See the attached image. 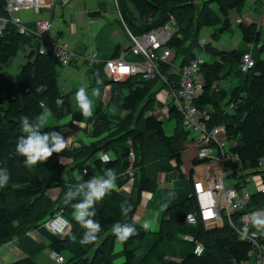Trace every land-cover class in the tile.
<instances>
[{"label": "trees", "instance_id": "trees-1", "mask_svg": "<svg viewBox=\"0 0 264 264\" xmlns=\"http://www.w3.org/2000/svg\"><path fill=\"white\" fill-rule=\"evenodd\" d=\"M195 1L114 0L124 34L128 30L139 35L167 22L174 23L166 45L174 53L173 58L180 51V59L177 65L172 59L169 63H159V72L165 76L164 82L159 78L143 80L139 74L112 82L103 74L101 64L89 71L94 79H98L99 85L109 84L107 104L116 107L119 113L109 117L103 109L94 110L92 117L87 119V123L92 118L97 120H93L96 123L90 125V130L88 128L89 135L95 138L89 145L67 146L62 152L53 153L46 161L37 162L30 168L24 164L25 157L15 150L17 138L27 135L22 131L21 118L27 117L30 123L35 124L47 111L55 118V123L41 128V133H46L57 131L56 119L75 114L68 100L70 92L65 95L59 92L56 59L37 53V39L19 34L10 25L5 26L0 34V66L18 50L20 43L30 44L26 60L19 69L21 80L9 79L0 69V174L9 175L7 185L0 187V244L16 239L18 248L25 253L24 257L10 264H38L36 257L44 249L64 257L61 263L48 261V264H113L119 257L123 259L122 264H239L248 259L252 245L237 231H256L258 245H264V232L255 230L251 222H243L245 213L264 209V190L249 191L247 204L232 212L228 218L220 211L221 224L206 225L199 218L195 224H187L183 216L186 213L197 214L192 183L189 186L178 184L170 193L171 199H160L164 198V194L155 193L156 182L150 176L153 169L168 165L164 167L165 171L177 170L179 179L189 177L194 165L207 161L197 158L198 149L214 146L211 142L199 143L195 139H187L185 136L189 132L182 128L180 115L171 105L167 109V119L174 122L170 135L164 133L161 120L151 114L144 115L152 109L156 86L170 91L178 80L177 68L197 54L205 53L215 59L200 65L198 71L202 77V90L192 104L209 113L205 125L207 130L221 125L226 140L234 143L230 150L236 161L230 164L228 174L235 180L233 187L237 189L239 183L244 185V176L254 173L260 175L264 186V171L257 168L258 159L264 156V12L257 18L248 14V17L235 15L241 43L252 47L224 51L209 42L199 44V31L203 27L217 26L209 35L211 39H216L218 33L229 27L231 14L240 13L245 0H203L199 6ZM2 3L3 0H0V12ZM133 11L135 15L130 14ZM247 50H250L253 64L243 72L239 69V59ZM121 52L127 59L133 58L128 47L119 51L118 46L108 57H116ZM231 63L236 65L238 81L228 92L216 89L215 82L227 73ZM223 68H227L224 73ZM57 98L60 102H56ZM129 146L132 161L127 157ZM100 151L112 153V161L104 164L98 157L93 158ZM62 159L72 161L68 169H65L67 163H63ZM89 159L99 171L100 179L108 178L106 169H113L116 174V188L87 210L92 212L96 209V214L86 219L98 221L101 225V231L96 234L98 244L80 243L87 229L72 216L73 205L88 192L83 186L77 192L76 185L81 184V179H76L72 170ZM168 161H173L172 167ZM127 168L132 171L130 193L121 189L127 182L124 174ZM53 188L59 189L54 199L47 193ZM143 192L154 196L160 205L158 227L151 235L147 228L132 219ZM67 193L77 194L68 201ZM151 197L146 206L151 205ZM122 203L125 208L129 207L127 215L120 210ZM58 211L70 225V229L67 227L61 235L52 234L42 226ZM115 224L133 227L137 233L130 235L126 242L119 241L121 247L117 252L113 251V241L117 239L112 232ZM28 230H35L39 240L27 236ZM181 235L192 236L193 241L181 239ZM194 242L202 247L198 255L192 252ZM173 245L177 246L179 256L172 259L168 254L173 252ZM139 250L141 252L137 254Z\"/></svg>", "mask_w": 264, "mask_h": 264}, {"label": "built area", "instance_id": "built-area-1", "mask_svg": "<svg viewBox=\"0 0 264 264\" xmlns=\"http://www.w3.org/2000/svg\"><path fill=\"white\" fill-rule=\"evenodd\" d=\"M69 2L70 0H3L0 12V34L7 25L12 26L19 34L32 33L37 39V53L54 57L60 67L69 66L73 61L81 60L88 72L101 64L103 72L114 82L122 81L135 74H139L143 80L159 78V80L165 81V76L159 72V63H169L168 58L173 54L172 50L166 45L173 31L171 22L139 35H134L126 30L125 34L129 43L127 45L128 52L133 57L127 60L124 58L123 52L116 57L108 58L98 57L94 49H90L86 54L76 53L66 41H57L49 37V31L52 26L49 17L33 16L31 18V27H29L19 15L23 11H30L33 14L38 12L48 13L52 11L55 3L66 5ZM115 12L122 23L116 6ZM202 41L200 39L199 44H202ZM203 62L201 55L197 54L187 63L177 68L178 80L176 86L166 92L168 105H171L179 113L180 124L184 130L189 133L199 134L201 141L213 143L214 146H202L198 149V159L218 161L221 165L223 163L232 164L236 161L235 155L230 150V147L234 144L233 141L226 140L221 125L213 126L210 130H207L205 125L209 119V113L207 110L199 109L192 104V101L201 93L202 77L198 69ZM252 64L253 59L250 50L243 52L239 59V69L244 72ZM56 102H60V99L57 98ZM168 105L166 104L163 107L164 112H167ZM208 147H214L215 154H211ZM127 154L128 160L132 161L133 154L130 146ZM257 168L264 171V156L258 159ZM78 171L84 176L87 175V166L81 165ZM124 174L125 178H127L126 184L130 183L132 171L127 168ZM239 174H242V172H239ZM223 175L227 176L226 173ZM94 178L92 176L87 177L81 180V184L86 185ZM204 178L207 183L206 186H202L200 181H192L197 214L186 213L183 217L187 224H195L197 218L204 222H214L219 219L220 211L228 218L232 212L242 209L249 201L248 191L237 192L232 185H227L222 177L217 176L213 182H210L208 173L205 172ZM247 180L248 178L245 177V181ZM263 190L264 188L259 191ZM67 225V221L60 211L42 223V226L47 231L56 235L63 234L67 229ZM237 233L251 243L252 250L249 251V256H252L253 264H264V251L256 241L257 232L237 231ZM182 238L193 241L192 236H182ZM201 251L200 243L194 242L192 252L198 255ZM47 255L51 263H61L64 259L61 254L51 250L47 251Z\"/></svg>", "mask_w": 264, "mask_h": 264}, {"label": "crops", "instance_id": "crops-1", "mask_svg": "<svg viewBox=\"0 0 264 264\" xmlns=\"http://www.w3.org/2000/svg\"><path fill=\"white\" fill-rule=\"evenodd\" d=\"M111 4H112V6H111ZM244 4L250 9V12L247 14L252 16V17L253 16H255L256 18L261 17V13L264 12V0H245ZM111 7L113 8L114 13L113 12L108 13V11H110ZM256 8L258 9V15L259 16L254 14V12L256 11L255 10ZM95 11H98V13L96 14ZM130 14L135 15V12L134 11L130 12ZM19 15H20L21 19L24 21V23L26 25H28L29 27H31V18L33 16H35V17L36 16L37 17H39V16L49 17L51 20V23H52V26H51L52 28H51V33H50L51 39H54L57 41H66L68 43V45L72 48V50L75 51L76 53H79V54L85 53L88 49H94L97 52L98 57L108 58V56H110L112 54V51H113L115 46L119 47V51H121L122 49L127 47V46H125L123 48V46L121 44H119L117 41L114 42L113 46L107 45V42L112 40V38L117 34L116 30L114 29V25L110 26L107 30H105L106 34H105L104 38H103V36L99 37V35H98L99 32L101 31L102 27L106 24V21L102 20L103 17L104 18L107 17V20L109 23L117 21V23L119 24V22H120L119 19L116 18L117 15H116L114 3L112 2V0L111 1L110 0H70V2L66 5H59V4L55 3L53 8H52V11L48 12V13L38 12V13L33 14L30 11H23V12H20ZM246 17H248V16H246ZM97 20L99 22H97ZM119 26L121 27L120 24H119ZM25 36H31L36 40V37L32 33H28ZM106 36H107V38H106ZM125 37H126V35H125ZM100 38L102 40L106 39V40H103L105 42H103ZM109 38H111V39L108 41ZM201 39L203 40L202 44L208 42L207 40L204 39V37ZM240 45H241V43H240ZM245 45L249 46L250 44H245ZM231 49H234V48H231ZM220 50H225V49H220ZM226 50H230V49H226ZM173 55H174V53L171 56L172 60H173ZM124 58L127 59L126 56H124ZM130 59H127V60H130ZM214 59L215 58H213V60ZM176 65H177V63H176ZM172 69L174 70V68H172ZM56 79L58 81L59 92L61 94L65 95V94L70 92L68 95V100H69V97L72 94L76 93L77 90L81 87H84L85 89H92V87L96 86L97 88H99L101 86L98 84L99 81L95 80L93 78V76H91L90 72H88L84 63L81 60H76L75 62L73 61L69 66H66V67H60V66L57 67ZM217 82H215V88L216 89L217 88H222V89L227 88V87L224 88V86H220ZM156 88H157L156 89L157 91L154 94L155 100L153 102L152 109L147 110L144 113V115H150L151 114L152 116L156 117L157 119H160L162 116H164L167 119V112L163 111V107L166 104L168 105V100L166 97L167 89H165L164 87L158 86V85L156 86ZM153 89L155 90V88H153ZM114 108H116V107H114ZM72 112H74L75 116L73 115V113H72V116L70 114H67V116H69V120L67 123L62 124V125L56 124L57 125V131L59 133H61V135L63 136V138L65 140H67L68 146H70L71 148L77 147V146L85 147V145L82 143L81 139H79V137L81 136L82 133L78 132L77 130H73V127H71L69 125L75 124V122L83 123L84 126H82L81 128L85 132L87 130V134L89 135L90 132H88V131L90 130V126L88 127V125H87L88 123H85V122H88L87 121L88 118L85 121L82 119V117L78 111H74L72 109ZM121 114H122V112L120 113V115ZM37 120H39V119H37ZM93 120H96V118H93ZM93 120H91L89 122L90 125H93L94 123H96ZM50 121H51V123L49 124L48 119H47L45 122V126L54 124L53 120H50ZM88 128H89V130H88ZM209 150H210L211 154H215L214 149L209 148ZM101 154H108L112 158V153H110L109 151L97 152L96 155L95 154L93 155V158L98 157L100 160ZM61 161L63 163H67V167L65 169H68V167L71 166V164L69 162H72V161H70V159H62ZM91 161L92 160L89 159V161L86 162V166H87V164L92 165L93 162H91ZM168 164H169V166L172 167L173 161H168ZM166 166H168V165H166ZM166 166H163V168H155L152 171H150L151 172V175H150L151 178L156 182L155 193L164 194V198H160V199H171L169 197V196H171L170 193L173 192V189H175L178 184L182 185L183 183H185V185L188 184L187 186H189L190 183H192V181H200L202 186H206V184H207L204 176L202 178L196 177L193 175V173L189 177L185 176V177L179 179V177H177V170L165 171L164 167H166ZM95 170H96V173L99 175V178H100L99 171L96 168H95ZM193 171H194V168H193ZM216 171H217L216 168H214L212 171V176L209 175L210 180H213ZM229 172H230V165H229V171L227 172V176L224 178V182L227 185L233 186V179H231L230 176H228ZM254 174H257V173H254ZM254 176L255 175H252V174L248 175L247 181H245V176H244L245 184L243 185V183H239L240 187H238L236 189V191L237 192H241V191H248L249 192L250 191L252 193L254 191H258V190L264 188V186L261 182V179H260V175H256V179L254 178ZM201 180H203V182ZM130 182L132 183V179ZM130 185H131L130 183H127V184L124 183L121 186V188H123V190L126 193H130V188H131ZM54 189H56L57 192H56V194L52 195L50 192ZM58 190H59L58 188H53V189L49 190L47 193L51 198L54 199L58 194ZM150 197H151L150 193L143 192L141 194L140 200H139L137 206L140 204L141 207L144 208V210L142 211L141 215H139V216H136L135 211H134V214L132 216V219L138 225L143 226L146 221H148V220L152 221L153 220V212H157V219L154 220V223H153L154 229L151 230L147 227V230L149 231V235L153 234L157 230L158 219H159L160 213H161L160 212V205L158 204L157 199L153 198L154 196L151 197V200H150L151 205L146 206L147 201L150 199ZM143 198H145V199H143ZM251 212L254 213V216L250 217L249 215H247V213H249V212L245 213L243 215V222H245V223L251 222L252 224L255 225V228H256L255 230H258L259 232H264V226H257L254 223V221L256 219H264V209L254 210ZM220 220L221 219L219 218L218 220L214 221L213 224L217 223ZM205 224L206 225H212L211 223H208V222H205ZM182 236H184V235L180 236L181 239H182ZM12 240L15 241L16 246H17V240L16 239H12ZM117 242H119L118 239H115L113 241V251L114 252L119 251V249L116 251L114 250V245ZM172 248H173V252L169 253L168 256H171L173 259L175 256L178 257L179 254H178V250H177L176 245H173ZM261 248L264 251V245H262ZM20 251L23 252L22 250H20ZM46 252H47V250H45V255H46ZM140 252H141V250H139L137 252V254H139ZM23 254L25 255L24 252H23ZM24 255L22 257H24ZM39 256H40V254L36 257V260ZM122 261H123V259H122ZM122 261L119 262V261L114 260L113 264H122ZM253 263H254V260H253L252 256H249L247 260H245L239 264H253ZM146 264H152V263L148 262Z\"/></svg>", "mask_w": 264, "mask_h": 264}, {"label": "rangeland", "instance_id": "rangeland-1", "mask_svg": "<svg viewBox=\"0 0 264 264\" xmlns=\"http://www.w3.org/2000/svg\"><path fill=\"white\" fill-rule=\"evenodd\" d=\"M111 1V0H110ZM203 0H196V6H199L201 4ZM112 2L114 3V0H112ZM115 4V3H114ZM112 6V4H111ZM256 11L254 12L255 15H258V9H255ZM96 14L98 13V11H95ZM114 13L113 8L111 7L110 11H108V13ZM250 12V9L244 4L243 8L241 9L240 13L238 14H231L230 16V25L227 29L223 30L222 32L218 33L217 38L216 39H211L210 38V33H212V31L216 30L217 26L215 27H203L200 29L199 31V39L200 37L203 38L205 40H207L208 42H210L211 46H214L217 49H231V48H241V47H247V49L251 48L252 46H246L245 44L243 45V43L240 42V38H239V33L236 27V22L234 21L235 19V15H241L242 17H246V14ZM259 16V15H258ZM102 20L106 21V24L102 27L101 31L99 32V37L103 36V38L105 37V30H107L110 26L114 25V29L116 30V35L112 38V40H110L111 38L108 39L109 42H107L108 46H113L114 42L117 41L119 44H121L123 46V48L127 45H129L127 38L124 35V30L122 27L119 26V24L117 23V21L115 22H108L107 17H103ZM97 22H99L97 20ZM169 23V22H167ZM166 23V24H167ZM172 28L174 27V23H171ZM52 28V27H51ZM51 33V29L49 31V37ZM107 38V36H106ZM101 39V38H100ZM102 40V39H101ZM106 40V39H103ZM102 40V41H103ZM105 42V41H103ZM241 43V45H240ZM240 45V46H239ZM29 42H23L19 44V48L18 50L13 53L12 55H10V57L8 58V60L6 62H4L3 64H1L0 69L1 71L11 80L13 81H19L21 80V77L19 75V69L20 67L23 65V63L25 62L26 58L25 55L29 50ZM239 46V47H238ZM224 50V51H225ZM90 51V49H88L85 53L82 54H86ZM227 51V50H226ZM201 57L203 58V60L211 62L213 61V58L209 55H206L204 53L200 54ZM174 56V55H173ZM181 56V52H177V54L175 55V57L173 58V62L174 64H176ZM168 59H171L168 58ZM66 67V66H65ZM102 70V69H101ZM227 71V68H223V73ZM237 68L235 63H231V65H229V70L227 71L226 74L220 76V78L218 79V84L220 86H224L227 87L226 90L228 92V90L230 88H232V86H234V84L236 83V80L238 81V74L236 73ZM103 72V70H102ZM103 74L106 76V74L103 72ZM92 76V74H91ZM106 78L110 81H112L108 76H106ZM95 80L98 81V79L96 78ZM114 82V81H112ZM109 84H105V85H101L99 88L92 87V89H85V94L87 96V98L89 100L92 101V106H93V112L94 110L100 108L105 110L110 116L109 117H113L116 113H118L117 109L114 108V106H112L111 104H107V101L109 99L108 97V93H109ZM202 90V89H201ZM94 91L98 92V95H94ZM69 103L72 107V109L74 111H78L79 114L81 115L82 119L86 121L87 118L90 117H85L82 115L81 113V109L78 106V102L76 99V93L72 94L69 97ZM42 115L46 116V120L48 119V123L50 124L51 121L53 120V122L55 123V118H53V116H51L47 111H44ZM92 117V116H91ZM40 118V117H39ZM38 118V119H39ZM93 119V118H92ZM69 120V116L64 115L59 119H56V123L59 125L65 124L67 123ZM159 120H161L162 122V127L164 130V133L166 135H170L173 131V126H174V122L171 119H166L164 116H162ZM39 120H36L35 124L38 123ZM87 123V122H85ZM53 124V123H52ZM88 127L90 126V123L87 124ZM45 126V125H44ZM71 127H73V130H77L78 132H81V136L79 137V139H81L82 143L86 146L88 145L90 142H92L95 138L91 137L90 135L87 134V130L86 132L81 128L83 125V123H79V122H75V124H71L69 125ZM84 132V133H83ZM187 139H195V141H199V143H202L201 141V136L199 134L196 133H189L185 136ZM210 149H214V147H209ZM208 148V149H209ZM207 160V159H204ZM77 161H82L81 160H77ZM82 165L86 166V161H84V163ZM229 165L230 163H223L222 165L218 162V161H210L207 160L206 162H202V163H198L196 165H194V171H193V175L196 177H200L202 178L204 176L205 171L208 173V179L209 175L212 176V171L214 168H216V173L215 176L213 178V180H210V182H213L215 177L220 176L223 179L226 177L223 174L229 171ZM87 171L88 174L87 175H82L78 169H73L72 173L73 176L76 177V179H85L87 177H95V178H99V175L96 173L95 167L94 165L91 164H87ZM255 175L254 178L256 179V175L258 174H252ZM203 182V180H201ZM234 188V187H233ZM235 189V188H234ZM236 190V189H235ZM259 191V190H258ZM57 190L54 189L52 190L50 193L52 195L56 194ZM145 199V198H143ZM144 210V208L141 207V205L139 204L136 209H135V215L139 216L141 215L142 211ZM76 212V209L73 211L72 216L74 217ZM247 215H249L250 217L254 216L253 212H249L247 213ZM157 219V212H153V220L152 221H146L145 224L148 225V228L153 230L154 229V220ZM208 223L213 224V222L207 221ZM221 220L217 222V224H221ZM144 224V225H145ZM26 235L29 236L31 239L38 241L39 237L36 233L35 230H28L26 232ZM120 243L117 242L114 245V250H118L120 249ZM24 254L23 252L20 251V249L18 248V246H16L15 241H11V240H7L3 243L0 244V264H10V262H12L15 259H18L20 257H22ZM122 257L117 258L115 261H122L121 259ZM49 261L47 252L45 255V250L41 251L40 256L37 258V260L35 262H37L38 264H48L47 262Z\"/></svg>", "mask_w": 264, "mask_h": 264}, {"label": "clouds", "instance_id": "clouds-1", "mask_svg": "<svg viewBox=\"0 0 264 264\" xmlns=\"http://www.w3.org/2000/svg\"><path fill=\"white\" fill-rule=\"evenodd\" d=\"M94 95H98V92L94 91ZM76 99L78 106L81 109L83 116L91 117L93 115L92 101L89 100L85 94V88L81 87L76 92ZM46 122V116L41 115L39 122L32 124L29 122L27 117L21 118L22 131L26 133V136H20L17 138L16 143V153L25 157L24 164L26 167H32L37 164V162H44L53 153L62 152L67 146V140L63 138L61 133L57 131H49L46 133H41V128L44 127ZM100 160L102 163L107 164L112 161V158L108 154H101ZM7 171L6 169L4 170ZM105 174L107 179L94 178L89 181L86 185L77 184V192L80 188L86 187L88 192L86 196L79 202L73 205L76 209L74 219L81 224L85 229L83 238L81 239V244L89 243H99L98 236L96 235L101 231V225L98 221H93L92 219H86V217H91L96 214V209L94 208L92 212H88L94 203L102 200L105 195L110 193L115 189L116 174L113 169H106ZM9 182L8 174H0V187H4ZM77 193L66 194V200L70 201L74 199ZM120 210L122 214L127 215L129 207L125 208L124 203L121 204ZM254 223L257 226H264V219H256ZM70 229V225H67ZM147 228L148 225H143ZM113 234L120 242H126L130 235H135L136 229L129 227L127 225L121 227L119 224H115L112 228Z\"/></svg>", "mask_w": 264, "mask_h": 264}]
</instances>
